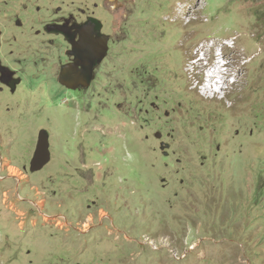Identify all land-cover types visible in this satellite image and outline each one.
<instances>
[{"label":"rangeland","instance_id":"obj_1","mask_svg":"<svg viewBox=\"0 0 264 264\" xmlns=\"http://www.w3.org/2000/svg\"><path fill=\"white\" fill-rule=\"evenodd\" d=\"M130 2L92 85L1 134L0 264H264V0Z\"/></svg>","mask_w":264,"mask_h":264},{"label":"flooded vegetation","instance_id":"obj_2","mask_svg":"<svg viewBox=\"0 0 264 264\" xmlns=\"http://www.w3.org/2000/svg\"><path fill=\"white\" fill-rule=\"evenodd\" d=\"M130 4V0H0V139L3 132L14 131L18 119L31 111V102L42 97L47 86L86 89L63 84L62 70L93 65L103 49L92 85L116 38L130 33ZM42 129L47 128L38 127V135Z\"/></svg>","mask_w":264,"mask_h":264},{"label":"water","instance_id":"obj_3","mask_svg":"<svg viewBox=\"0 0 264 264\" xmlns=\"http://www.w3.org/2000/svg\"><path fill=\"white\" fill-rule=\"evenodd\" d=\"M101 52H103V49L102 51L99 50L98 53L101 54V57L94 61L93 65H85L83 63V68L80 70L75 69L73 66H65L62 70L60 81L73 89L89 87L93 79L94 66L104 57V53ZM50 160V134L47 129H42L39 132L37 146L30 162V171L37 172L43 169Z\"/></svg>","mask_w":264,"mask_h":264},{"label":"bare ground","instance_id":"obj_4","mask_svg":"<svg viewBox=\"0 0 264 264\" xmlns=\"http://www.w3.org/2000/svg\"><path fill=\"white\" fill-rule=\"evenodd\" d=\"M183 6H184V4L180 5L179 9L183 8ZM226 43L230 44V42H226ZM211 48H212V46H209V45H206V44L202 46V49L204 50L205 55H208V52H210ZM198 61H200V60H198ZM198 61L193 63L194 67L201 66ZM225 64H222L221 61H219V60L217 61L216 60V63L213 65V68H211V69H208L207 66L205 67L204 64H202L204 69L209 70L208 73H211L210 81H208V79H205L202 82L203 86L200 87L201 90L204 89L203 93L205 95L210 94V95H208V97H211V95L215 96V94H216L215 92L216 91H218V93H222L225 90L226 86H229L228 80L226 81V76H227V74L229 72H224L223 69H222V66H225ZM228 64H229V62H227V66H228ZM218 80H222V82H220L221 84L217 83ZM206 81L208 82V84H206ZM230 81H231V79H230ZM222 86H224V87H222Z\"/></svg>","mask_w":264,"mask_h":264},{"label":"built area","instance_id":"obj_5","mask_svg":"<svg viewBox=\"0 0 264 264\" xmlns=\"http://www.w3.org/2000/svg\"><path fill=\"white\" fill-rule=\"evenodd\" d=\"M206 58V57H205ZM213 66L214 65V63H211L209 66ZM209 72V71H208ZM208 75V74H207ZM207 77V76H206ZM206 79H208V81H210V77H208V78H206ZM222 82V81H221ZM206 84H208V82L206 81ZM207 86V85H206Z\"/></svg>","mask_w":264,"mask_h":264},{"label":"clouds","instance_id":"obj_6","mask_svg":"<svg viewBox=\"0 0 264 264\" xmlns=\"http://www.w3.org/2000/svg\"><path fill=\"white\" fill-rule=\"evenodd\" d=\"M202 82H203V81H202ZM202 82H200V83H199V86H200V87H202V86H203V85H202ZM202 91H204V89H202Z\"/></svg>","mask_w":264,"mask_h":264}]
</instances>
